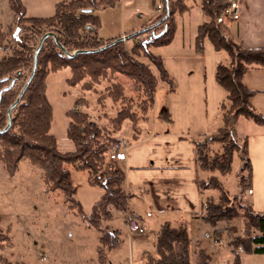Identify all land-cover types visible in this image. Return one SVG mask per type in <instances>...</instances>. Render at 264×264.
Segmentation results:
<instances>
[{
  "label": "trees",
  "instance_id": "16d2710c",
  "mask_svg": "<svg viewBox=\"0 0 264 264\" xmlns=\"http://www.w3.org/2000/svg\"><path fill=\"white\" fill-rule=\"evenodd\" d=\"M230 1H202L206 20L198 29L196 52L204 53L205 40L209 39L217 50L227 51L231 61L221 62L217 69V80L227 91L222 104L223 124L216 132L194 138V141L200 169L209 174L202 179V188L219 191L218 197L204 199L200 217L213 229L216 238L228 233V246L235 255V264H243L240 248L245 253L264 254V211H256L243 197V192L252 184L253 165L248 139L238 136L236 124L239 117L244 116L264 126V112L251 104L255 90L245 80L250 68H264V47H247L228 35L223 12ZM114 3L115 0H63L56 4L53 15L37 17L28 15L23 0H9L14 11L13 22L7 31L0 26V50L6 51L0 57V130L7 126L8 110L33 72L35 51L43 35L55 33L45 38L36 72L21 100L12 108L11 126L0 133V160L9 174L18 170L22 158H28L33 165L43 169L47 191L63 192L69 207L75 209L89 226L102 232L98 246L102 264L107 261V251L120 246L122 241L120 230L112 229L104 222L114 218V210L127 211L130 198L125 170L119 164L113 166L106 162L108 145L116 137L90 121V115L80 107L85 100L78 98L67 111L71 118L68 135L75 149L61 151L57 137L50 132L53 106L47 95L48 76L69 67L71 75L66 82L75 86L89 76L91 81L83 83L88 89L102 77L124 73L134 81L135 90L144 94L139 107L141 113L146 114L154 103L158 77L135 56L148 57L156 65L160 78L172 82L162 56L151 47L170 44L177 32L178 15L190 8L186 0H169V6L162 0V12L151 22L153 27L138 30L128 37L134 39L142 35L129 50L124 39L112 43L118 38L107 39L96 32L101 25L96 10ZM107 44L110 45L100 49ZM78 50L83 51L73 56L67 53ZM124 91L121 83H114L109 88L108 95L114 101L126 102L111 120L114 129L119 131L123 122L131 119L137 133L141 115L133 111V102ZM236 150L243 158L240 181L244 191L232 195L221 176L232 171ZM71 166L87 171L90 182L104 190L90 212L84 210L77 196ZM11 243V238L0 233V247ZM177 243L181 244L182 252L177 251ZM140 260L141 264H211L212 256L201 241H193L186 225L175 226L166 221L157 232L156 251H144ZM0 264L25 263L1 256Z\"/></svg>",
  "mask_w": 264,
  "mask_h": 264
},
{
  "label": "crops",
  "instance_id": "0c3cea01",
  "mask_svg": "<svg viewBox=\"0 0 264 264\" xmlns=\"http://www.w3.org/2000/svg\"><path fill=\"white\" fill-rule=\"evenodd\" d=\"M60 1L63 0H23L28 15L37 17L53 15ZM202 1L186 0L190 8L178 15L173 41L152 47L153 52L162 56L172 82L155 73L158 85L154 103L146 114H141L139 131L135 133L133 122L126 119L114 135L125 136L130 143L126 159L118 161L126 172L125 185L130 198L128 210H114V218L105 225L120 230L121 244L127 243L136 260L144 251H156L157 232L164 222L171 221L175 226L186 225L193 241L202 242L212 256L211 264H235L231 248L222 238H216L213 229L200 217L204 199L218 195L213 188H202V179L209 174L200 169L194 138H203L222 126V104L227 91L217 80V69L226 59L231 61L227 51L217 50L209 39L205 40L204 53L196 52L198 29L206 20ZM236 1L240 17L223 18L228 35L244 46L264 47V0ZM158 3L162 0H115L114 4L102 6L96 10L101 19L96 32L107 39L128 38L138 30L153 27L151 22L162 12L157 9ZM1 4L2 0L0 26L4 29L13 22L14 11L10 4V9L3 11ZM245 80L255 90L252 106L264 112V68H250ZM241 117L236 130L240 138L248 139L253 165L252 192L248 189L243 192V197L256 211H264V126L253 120L242 125ZM74 149L75 144L65 151ZM70 169L77 196L84 210L90 212L104 190L90 182L87 171L73 166ZM128 214L138 217L148 228V233L130 235ZM116 218L124 220V232L120 226L111 223ZM176 249L182 252L180 243L176 244ZM239 253L243 264H264L262 253Z\"/></svg>",
  "mask_w": 264,
  "mask_h": 264
},
{
  "label": "rangeland",
  "instance_id": "374dc122",
  "mask_svg": "<svg viewBox=\"0 0 264 264\" xmlns=\"http://www.w3.org/2000/svg\"><path fill=\"white\" fill-rule=\"evenodd\" d=\"M1 9H10L8 0H2ZM4 30L7 31L8 26ZM137 39L138 37H125L126 48L130 50ZM5 53V50H0V57ZM226 55L229 54L226 52ZM135 58L147 64L153 73H159L148 57ZM225 63H229L228 59ZM61 75H64V79ZM70 75V68L67 67L50 74L47 79V95L53 106L50 132L57 137L61 151L69 150L74 145L68 135L71 118L67 111L78 98L85 100L80 107L90 115V121L113 136L117 131L111 119L126 105V102H116L108 95L109 88L114 83L124 86L127 98L133 102V111L142 114L139 104L145 96L135 90L134 81L124 73L117 72L102 77L88 89L83 87V83L91 81L89 76L79 84L71 86L65 80ZM251 121L244 116L240 120L242 125ZM108 163L118 166V162ZM242 167L241 152L236 150L232 171L221 177L232 195L244 191L240 181ZM212 191L219 195L217 189ZM111 223L120 226L124 232L122 218H116ZM0 233L12 239L11 244L0 247V257L5 256L12 261H22L25 264H102L98 255L102 232L94 226H89L75 209L69 207L63 192L47 191L43 169L33 165L28 158L21 159L14 174H9L0 160ZM228 237V233L222 237L225 245L228 244ZM140 261L133 259L125 243L107 251L105 264H141Z\"/></svg>",
  "mask_w": 264,
  "mask_h": 264
},
{
  "label": "built area",
  "instance_id": "2783aa9c",
  "mask_svg": "<svg viewBox=\"0 0 264 264\" xmlns=\"http://www.w3.org/2000/svg\"><path fill=\"white\" fill-rule=\"evenodd\" d=\"M163 4L158 3L157 9L162 10ZM231 17L233 19H238L240 17L239 4L236 0H231L228 7L225 8L223 12V18ZM140 40L142 35L137 36ZM130 148V143L125 136L116 137L108 145L106 159L108 162H118L126 159L127 152ZM252 192V189H249ZM128 232L130 235H145L148 233V228L146 225L136 216L128 214L126 217ZM239 251H242L240 248Z\"/></svg>",
  "mask_w": 264,
  "mask_h": 264
},
{
  "label": "water",
  "instance_id": "95a60500",
  "mask_svg": "<svg viewBox=\"0 0 264 264\" xmlns=\"http://www.w3.org/2000/svg\"><path fill=\"white\" fill-rule=\"evenodd\" d=\"M166 1H167V5L169 6V0H166ZM50 34L55 35L54 32H47V33H45V34L43 35V37H42V39H41V41H40V43H39V45H38V47H37V49H36V51H35V65H34L33 72H32V74H31V76L29 77V79H28L26 85H25L24 88L22 89L21 93H20L19 96L17 97L16 101L10 106V108H9V110H8L9 117H10L9 122H8L7 126H6L4 129H1V130H0V133H1V132H4V131H6V130H8L9 127L11 126V123H12V117H11V111H12V108H13L14 105H16V104L21 100V98H22V96H23V93L25 92V90H26L28 84L31 82V80H32V78H33V76H34V74H35V72H36L37 65H38V55H39V52H40V50H41V48H42V45H43V43H44L45 38H46L48 35H50ZM124 38H125V37H119L118 39H116V40L113 41L112 43H114V42H116V41H118V40H122V39H124ZM112 43H110V44H112ZM110 44L104 45V46L101 47L100 49L105 48L106 46H108V45H110ZM80 51H83V50H78V51H76V52H74V53H71V52H68V51H67V53H68L69 55L73 56L75 53L80 52Z\"/></svg>",
  "mask_w": 264,
  "mask_h": 264
}]
</instances>
